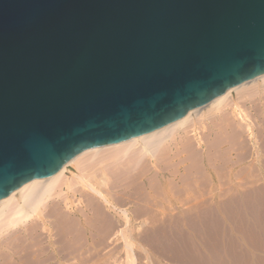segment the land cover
<instances>
[{"label": "water", "instance_id": "1", "mask_svg": "<svg viewBox=\"0 0 264 264\" xmlns=\"http://www.w3.org/2000/svg\"><path fill=\"white\" fill-rule=\"evenodd\" d=\"M264 73V0H0V198Z\"/></svg>", "mask_w": 264, "mask_h": 264}, {"label": "bare ground", "instance_id": "2", "mask_svg": "<svg viewBox=\"0 0 264 264\" xmlns=\"http://www.w3.org/2000/svg\"><path fill=\"white\" fill-rule=\"evenodd\" d=\"M259 89L264 90V73L227 88L208 103L189 109L183 116L162 127L119 142L86 148L63 163L52 174L29 180L1 197L0 264H29L31 255L36 253L30 249L34 246H39L41 251L48 250L51 260H58L61 257L58 258L56 255L57 257L53 258L51 253L66 251V254L75 255L79 252V248L84 249L85 246H88L89 250L96 248L97 245L93 247L92 243H87V240L95 236L105 239L112 234L124 239V252L131 253L133 244L127 239L132 230L128 229V223L137 216L130 215L131 209L128 210L127 204L131 202L133 204L136 200L134 199L136 189L146 184L149 186V180H156L158 183L159 178H165L163 172L165 167L176 168L179 162L182 163L187 157L205 158L212 140L207 139L215 134L214 127H219L220 131L232 128L245 131L249 136L254 135L252 125L256 126L257 123L252 122L253 119L250 117L252 114L250 115L248 107L245 108L243 105L245 101H240L244 100L243 95L247 99L249 96L252 98L257 95ZM258 102L257 99V103L254 104L257 106ZM255 105H252V109ZM209 116L216 118L214 122L211 120L212 117H210L212 122L208 121ZM210 123L212 127H207ZM232 129L231 133H233ZM219 139H223L221 135ZM139 193L136 192L140 195ZM136 202H139L138 199ZM143 202L137 204V214H141L142 208L148 207V204H144L147 207H143ZM104 204L119 212L123 227L118 226L115 230L116 222H120V219L118 217L115 219L109 213L106 214L103 209ZM135 230L138 231L139 228ZM137 231L136 234L140 232ZM81 232L86 236V238L81 237L84 241L86 239V244L78 245V235L84 236L80 235ZM144 233L147 232L144 230ZM41 251L38 250L39 253ZM44 262L46 261L44 260L42 264ZM129 262L133 264V258Z\"/></svg>", "mask_w": 264, "mask_h": 264}, {"label": "rangeland", "instance_id": "3", "mask_svg": "<svg viewBox=\"0 0 264 264\" xmlns=\"http://www.w3.org/2000/svg\"><path fill=\"white\" fill-rule=\"evenodd\" d=\"M258 91L259 93L257 95L252 96V98L254 97L253 100L251 96H249V99H247V97L243 95L242 97H244V100L240 101H245L244 104H242L245 106V108L247 106L249 114H252L250 116L251 119H253L252 122H255V124L257 123L256 126L254 124L252 125V131L254 135L249 136L245 131L241 132L237 129L232 128L231 129L233 133H231L230 128L222 129L220 131L218 129L219 127H214V136L211 135L207 139L212 140L209 143V147L207 145L209 152L205 158L195 159L193 157H187L185 161L182 160V163H180V161L176 168L174 166L165 167L166 169H163L165 178H159V184L156 182V180H154L155 182L149 180V186L148 184H146L145 186H142V188L140 187L141 189H136V192H140L139 194L141 196L136 194L135 190L132 189L135 192L134 199L136 200L132 199L134 200V203L132 204L131 202L130 204H127V208L128 210H136V213L130 210V215H134L133 217H137H135V219L131 216L132 219L128 223V229L132 230V235L130 234V237H128L127 239V241H130L133 244V251L131 253L127 254L126 252H124L125 250L123 248V244L125 240L122 238H118V236L114 234L117 237L115 238V236L112 234L105 239L101 236H95L94 238L87 240V243H92V246L97 245L98 247L96 246V248H91L89 250L88 246H85L89 251L86 250L85 247L84 249L83 247L79 248V252L77 254L75 253L76 256L72 254H66L67 252L65 250V252H59L60 254L57 252L54 254L51 253L53 258L57 256L58 258L61 257V259L58 260H51L52 258L48 254V250L46 252L42 250V252L41 249H39V246H34L33 248L31 247V251H36V253H33L31 255V257L34 259L31 258V261L29 260V264L32 261L34 262H32L31 264H39V262H41L42 264L44 260L46 262H44L43 264H72L76 262L78 264H130L131 262H129V260H131L132 258L134 261L133 264H139L138 259L142 257L144 258L143 264H147V253L144 245L146 243L154 247L155 240L159 232L160 223L170 217H189L190 219H192L191 221H193L189 224L190 227H192L198 233H201V231L197 227V219L201 217L208 218L216 216L219 213L230 216L232 218H237L241 221L245 217L250 216L258 221H263L264 105L262 103H264V90L259 89ZM242 97L241 99H243ZM257 99L259 100V104H257L256 106L255 104L257 103ZM253 101L255 104L253 103ZM252 105H255V107H253L254 111L252 109ZM260 111L262 113H260ZM210 117H212L213 119H211ZM210 119L214 122L216 118L214 119L213 116H209L208 121L212 122ZM215 122L217 123V121ZM208 125L209 126L207 127H212L211 123ZM218 130L221 132H219L220 134L218 133ZM235 132H238V134H236ZM217 133L219 134V136L217 138H214L215 135H218ZM229 133H231L232 135H229ZM220 135L223 138L221 140L219 139ZM212 136L214 140L213 138H210ZM232 136H234V138ZM184 155L185 154H182V156ZM170 172H172V174ZM150 183L153 185H151ZM137 196L138 198H136ZM145 197L146 199L148 198V200H146ZM137 199L139 202H136ZM142 201H144L143 207H147V205L144 206V204H148V207L142 208V211H140L141 214H137V204ZM103 209H105L104 211L106 214L109 213L110 216H113L114 218L118 217L120 219L119 212H117V210L115 212V210L109 205L106 206V204H104ZM143 209H145L144 211L146 213L143 211ZM139 215L141 216L139 217ZM121 221L122 219H120V222H116L115 230H117L118 226L119 228L123 227ZM135 228H139V233L141 234H136L137 230H135ZM133 230L135 231V233H133ZM144 230L147 233H144ZM80 235L84 234H82L81 232ZM81 237L86 238L85 235H78V245H80V243L86 244V239L84 241V238ZM206 240V246L209 247L210 245V247H212V245H214L215 241L213 239L208 242ZM246 242L254 247L262 245L261 241L251 237L249 233L247 234ZM37 248L39 251H41L40 253L38 252ZM63 248L65 247L63 246ZM37 252L39 255L37 254ZM43 254L45 256H43ZM37 258H40L41 260L39 259V261ZM36 260L39 262L36 263Z\"/></svg>", "mask_w": 264, "mask_h": 264}, {"label": "crops", "instance_id": "4", "mask_svg": "<svg viewBox=\"0 0 264 264\" xmlns=\"http://www.w3.org/2000/svg\"><path fill=\"white\" fill-rule=\"evenodd\" d=\"M191 220L170 217L162 221L154 247L144 245L147 264H264V220L250 216L241 221L219 213L196 220L201 233L190 227ZM248 233L262 245L247 243ZM211 239L214 245L206 246L205 240ZM138 263L143 264L144 258Z\"/></svg>", "mask_w": 264, "mask_h": 264}]
</instances>
